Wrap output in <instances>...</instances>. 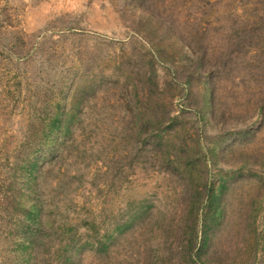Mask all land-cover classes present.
Returning <instances> with one entry per match:
<instances>
[{"label":"trees","instance_id":"obj_1","mask_svg":"<svg viewBox=\"0 0 264 264\" xmlns=\"http://www.w3.org/2000/svg\"><path fill=\"white\" fill-rule=\"evenodd\" d=\"M263 1L251 0L250 16L237 13L235 7L224 16L230 31L228 51L251 52L250 59L256 63L253 68L261 69V75L264 21L258 11ZM132 5L129 28L133 35L119 40L118 46L129 49L127 63L134 68L122 78L101 77L100 86L107 93L111 84L116 93L115 84L121 83L119 96L130 92L129 97H142V110L84 115L80 109L82 99L87 98L85 94L78 101L72 98L64 109L57 105L55 111L35 122L29 153L15 163L6 184L15 217L10 232L13 255L6 264H81L85 252L96 257L98 264H137L149 252L150 245L144 241L149 231L169 244L168 264L225 263L223 258L228 252L220 250L217 242L228 194L238 177L250 175V160L264 165V153L259 159L241 152L237 158L239 176L224 171L213 179L204 169L223 162L236 141L249 137L253 133L251 126L263 121L264 95L254 109L251 124L242 126L239 118L219 123L217 82L219 76L233 69L228 52L213 48L209 53L204 43L214 10L211 0H132ZM157 64L167 67L169 84H160ZM168 89L194 99L192 111L203 135L207 124L232 130L228 143L220 149L218 143L202 145L205 136L201 133L192 138L177 113L170 114L162 104ZM89 92L94 94L95 89ZM113 96H106V108L123 109L122 100ZM129 97L127 107L132 108ZM203 148L206 151H201ZM91 166L101 173L99 186H106L107 191L118 192L135 178L150 173L162 183L176 179L186 182L175 194L176 206L157 207L145 198L130 199L105 227L95 220L70 223L65 217H53L54 211L66 216L70 205L64 200L55 205L50 192L68 193L74 181L82 183L85 170ZM97 176L93 174L91 184ZM179 203L183 205L180 210ZM250 226V237H246L255 241L252 248L247 247L248 255L241 264H254L257 259L264 262V217L257 221L255 215ZM158 260L157 264H167L164 259Z\"/></svg>","mask_w":264,"mask_h":264},{"label":"rangeland","instance_id":"obj_2","mask_svg":"<svg viewBox=\"0 0 264 264\" xmlns=\"http://www.w3.org/2000/svg\"><path fill=\"white\" fill-rule=\"evenodd\" d=\"M211 1L214 10L209 16L212 22L204 43L209 53L213 48L222 53L228 52L233 69V72L219 76L217 82L221 112L218 121L224 125L233 118H239L242 126H246L255 119L254 109L264 95V75H261V69L253 68L256 63L250 59L251 52L246 53L245 49L228 51L226 40L230 31L225 17L232 7L237 13L250 16L252 2ZM242 3H245L244 9ZM133 11L132 0H0V264L9 262L14 247L10 232L14 228L15 217L7 199L6 184L12 177L15 163L29 153V137L35 122L41 116L55 111L57 105L64 109L72 98L78 101L85 94L88 95L86 100L82 99L80 109L84 115L142 110V97H129L130 92L126 96H119L121 83L115 84L116 93L111 90V84L107 93L100 86L101 77L122 78L126 71L134 68L131 62L130 65L127 63L129 49L118 46L119 40H126L133 35L129 28ZM258 13L264 21V1ZM156 67L160 84H169L167 67L163 64H157ZM247 69L251 78L244 73ZM91 88L95 89L94 94L89 92ZM125 89L130 91L129 87ZM168 90L163 96L164 108L170 114L177 113L179 121L186 126L192 138H196L197 133L203 135L192 111L194 99L186 98L173 89ZM113 95H118L117 98L122 100L123 109L106 108V96ZM127 97L131 99L132 108L127 107ZM222 125L207 124L203 135L205 138L200 137L203 139L202 145L209 147L218 143L222 149L232 135V130ZM255 125L251 126L253 133L249 137L237 140L228 150L223 162L206 166V174L213 179L224 171L238 175L240 163L237 158L241 152L259 158L264 153V119ZM204 148L201 151H206ZM250 161V175L244 174L242 170L244 175L241 173L242 177L232 183L228 194L227 210L217 242L220 250L228 252L223 258L224 264H241L246 259L247 247L252 248L255 241L246 237L251 234L248 226L255 215L257 221L264 217V165L254 159ZM85 172L82 183L74 181L68 193L50 192L55 205L62 200L70 205L66 216L54 211L53 217H65L70 223H78L83 219L95 220L105 227L108 220L130 199L145 198L157 207L176 206L175 194L186 182L176 179L162 183L161 179L150 173L135 178L118 192H113L107 191L106 186H99L101 173H96L94 166ZM94 173L98 176L92 185ZM182 206L179 203V210ZM145 238L144 241L150 245L149 252L144 253L137 264H157L160 258L168 264L166 258L170 251L166 240L157 238L151 231ZM54 239L57 240V237ZM81 264H98V259L85 252ZM254 264L264 262L257 259Z\"/></svg>","mask_w":264,"mask_h":264}]
</instances>
